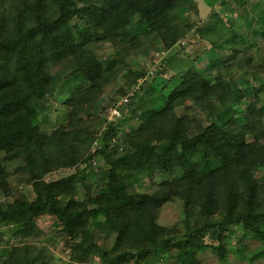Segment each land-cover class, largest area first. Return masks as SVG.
I'll use <instances>...</instances> for the list:
<instances>
[{"label":"rangeland","instance_id":"rangeland-1","mask_svg":"<svg viewBox=\"0 0 264 264\" xmlns=\"http://www.w3.org/2000/svg\"><path fill=\"white\" fill-rule=\"evenodd\" d=\"M12 1L2 0L0 14ZM170 1L178 4L176 16L158 32L145 34L147 26L143 24L135 29L117 30L115 38L100 41L94 35L103 31L90 26L93 36L87 33L80 42L92 52L103 74L98 82L94 81L95 91L82 104L81 90L89 86L87 81L93 74L72 56L48 68L47 93L34 103L32 125L38 135H51L61 128L72 129L70 126L77 123V129L82 131L80 139L88 142L75 165L54 167L43 177L45 181H53L71 174L81 176V181L67 196L84 202L88 208L93 207L91 199L99 195L104 182L102 174L109 167L104 153L98 152L103 150L106 133L112 128L117 133L108 142L112 146L119 144L113 159L133 146L137 136L151 139L150 135H140L155 126L153 120L146 122L148 109L159 100L163 89L172 81L186 77L189 71H199L198 77L188 80L199 90L219 86L215 95L191 98L176 107V115L187 118L184 132L189 139H197L220 119L225 124L243 123L254 112H260L264 118V66H259L264 57V0ZM104 6L102 2L86 4L77 0L82 13L92 17L100 15ZM75 22L86 23L75 18L71 22L73 29ZM130 94L133 100L122 106L121 116L108 122L109 109ZM89 97L95 99L92 104L87 102ZM69 99L76 104V110L81 109L75 117L70 116ZM252 129L245 133L243 155L229 161L239 164L243 172L253 164L250 154L262 140L259 128ZM87 156L92 157L88 160ZM0 168L4 179L0 186V208L34 198L33 180L24 161L5 156L0 150ZM188 175L189 167L174 168L172 172L140 173L128 193L162 197L161 183L174 178L189 186ZM254 177L264 179V168L255 169ZM204 222L199 209L185 205L179 196L173 197L162 203L156 213V224L164 228L162 239H169L171 243L164 242L162 249L139 254L140 248L128 250L114 245L124 241L125 230L114 232L109 227L98 226L97 221L90 226L88 240L99 250L85 252L77 246L81 238L69 240L62 224L52 215L36 216L23 226L0 221V264H35L40 260L45 264H264V256L251 260L262 248L259 238L242 221L225 219L221 213L210 217L209 223L215 226L205 230L201 246L181 253L173 241ZM104 251L109 253L110 260L101 256L100 252Z\"/></svg>","mask_w":264,"mask_h":264},{"label":"trees","instance_id":"trees-1","mask_svg":"<svg viewBox=\"0 0 264 264\" xmlns=\"http://www.w3.org/2000/svg\"><path fill=\"white\" fill-rule=\"evenodd\" d=\"M80 1L102 2L105 6L100 15L92 17L82 13L77 0H14L0 14V150L5 156L24 161L33 180L34 193L31 201H17L0 208V221L23 226L36 216L52 215L62 224L69 240L81 238L77 246L82 252L99 250L88 240L90 226L97 221L98 226L109 227L114 232L125 230L124 241L115 242V246L128 250L140 248L139 254H145L162 249L164 242L171 243L169 239H162L164 228L156 224V213L162 203L179 196L185 205L199 209L205 218L201 227L173 241L181 253L200 247L205 230L215 226L209 223L210 217L221 213L225 219L242 221L261 241V250L253 254L251 260L263 257L264 179L257 180L254 170L264 168V118L260 112H254L249 120L245 117L243 123L225 124L220 119L197 139H189L184 132L187 118L177 116L176 107L191 98L215 95L219 87L199 90L191 84L189 78L198 77L199 71H189L186 77L172 81L161 91L159 100L152 103L146 122L153 120L155 126L140 132V135H150L151 139L137 136L138 141L133 146L113 159L119 144L112 146L108 142L117 133L113 128L106 133L103 150L98 152L104 153L109 167L102 174L104 182L99 195L91 199L92 208L67 196L81 181V176L71 174L53 181L43 179L54 167L75 165L82 147L88 143L80 139L82 131L77 129V123L70 126L72 129L61 128L51 135H38L32 125L34 103L47 93L48 68L72 56L82 67L91 70L89 86L81 90L82 104L95 91L94 81L98 82L103 74L92 52L80 42L87 33L93 36L90 26L103 31L94 35L100 41L113 39L117 30L135 29L143 24L147 26L145 34H151L170 24L178 7L170 0ZM75 18L86 23L75 22L74 30L71 22ZM259 66H264V57ZM94 100L89 97L87 102L92 104ZM69 102L72 103L70 116L75 117L81 109L76 110V104L70 99ZM255 126L261 131L262 140L250 154L253 164L243 172L239 164L229 161L243 155L245 133ZM182 167H189V186L172 178L159 185L162 197L128 193L140 173L172 172ZM1 175L0 168V186L4 183ZM100 254L110 260L108 252ZM35 264L45 263L40 260Z\"/></svg>","mask_w":264,"mask_h":264},{"label":"built area","instance_id":"built-area-1","mask_svg":"<svg viewBox=\"0 0 264 264\" xmlns=\"http://www.w3.org/2000/svg\"><path fill=\"white\" fill-rule=\"evenodd\" d=\"M131 96L132 94L123 96L116 105L109 109L107 117L108 122L115 121L119 116H121V108L129 102Z\"/></svg>","mask_w":264,"mask_h":264}]
</instances>
